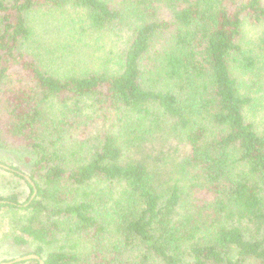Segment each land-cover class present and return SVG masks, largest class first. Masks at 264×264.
Masks as SVG:
<instances>
[{"label": "trees", "instance_id": "trees-1", "mask_svg": "<svg viewBox=\"0 0 264 264\" xmlns=\"http://www.w3.org/2000/svg\"><path fill=\"white\" fill-rule=\"evenodd\" d=\"M5 151L44 264H264V0H0Z\"/></svg>", "mask_w": 264, "mask_h": 264}, {"label": "rangeland", "instance_id": "rangeland-1", "mask_svg": "<svg viewBox=\"0 0 264 264\" xmlns=\"http://www.w3.org/2000/svg\"><path fill=\"white\" fill-rule=\"evenodd\" d=\"M5 154V156H4ZM1 157L3 158L4 162H0L2 164L8 165L14 164L22 168L24 171L27 172L28 166L25 164V159L21 153H12L11 151H5ZM24 186H17L15 179L10 177L8 173L3 172L0 170V194L7 195L12 191H22ZM26 187V186H25ZM28 188L26 187L25 193L21 195V200L26 199V195L28 194ZM32 196V194H31ZM30 196V198H31ZM5 213V210L0 212V262L9 261L19 256H23L26 254H30L29 248L25 246H15L11 243L9 239L4 235V231L8 230V223L7 218L9 214H4L2 219L1 214Z\"/></svg>", "mask_w": 264, "mask_h": 264}, {"label": "water", "instance_id": "water-1", "mask_svg": "<svg viewBox=\"0 0 264 264\" xmlns=\"http://www.w3.org/2000/svg\"><path fill=\"white\" fill-rule=\"evenodd\" d=\"M0 165L4 168H10L8 165L2 164V163H0ZM25 177L29 180V182L32 184V186L34 188V191H33L32 196L30 198V201H31L35 198V196L37 194V187L35 185V182L30 178V176L25 175ZM2 202H5V201H0V203H2ZM29 259H37L39 261V264L45 263L44 259H42L41 256H39L38 254H35V253H30V254H26L23 256H19L17 258L9 260V261L0 262V264H15L17 262H21V261H25V260H29Z\"/></svg>", "mask_w": 264, "mask_h": 264}]
</instances>
